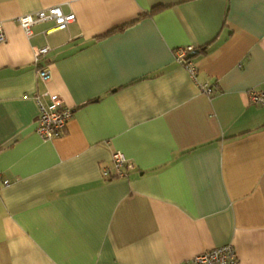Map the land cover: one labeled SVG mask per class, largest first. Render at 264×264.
Here are the masks:
<instances>
[{
	"label": "crops",
	"instance_id": "1",
	"mask_svg": "<svg viewBox=\"0 0 264 264\" xmlns=\"http://www.w3.org/2000/svg\"><path fill=\"white\" fill-rule=\"evenodd\" d=\"M54 6L74 21L23 32ZM0 28V264H185L228 244L264 264V104L248 98L264 0H0ZM188 46L194 78L174 58ZM45 93L72 109L50 141ZM115 152L134 168L116 174Z\"/></svg>",
	"mask_w": 264,
	"mask_h": 264
},
{
	"label": "built area",
	"instance_id": "2",
	"mask_svg": "<svg viewBox=\"0 0 264 264\" xmlns=\"http://www.w3.org/2000/svg\"><path fill=\"white\" fill-rule=\"evenodd\" d=\"M75 16L72 13L64 14L59 6L49 7L36 13L26 14L17 18V22L26 35H30V28L39 22L52 20L57 29H65L72 23ZM4 40V35L0 28V42ZM195 50L188 46L176 49L174 52L175 61L181 65L192 78L195 76V67L187 59V55ZM48 47L37 49L34 54V65L38 78L42 82H47L49 73L45 64V55ZM44 59V60H43ZM199 90L206 95H211L212 89L207 85H199ZM48 98V103L43 102L42 97ZM249 102L255 105L264 104V92L251 89L248 92ZM34 100L38 108V115L35 121V133L43 141H50L59 137L64 131L67 122L72 117V109L63 105L62 100L56 94L45 93L35 95ZM111 163L116 174H121L123 169L132 170L134 166L127 161L120 152L111 155ZM104 174H107L104 171ZM0 183L2 187L9 186L10 182L2 179L0 173ZM185 264H238L235 251L231 244L213 248L202 254L195 256Z\"/></svg>",
	"mask_w": 264,
	"mask_h": 264
},
{
	"label": "trees",
	"instance_id": "3",
	"mask_svg": "<svg viewBox=\"0 0 264 264\" xmlns=\"http://www.w3.org/2000/svg\"><path fill=\"white\" fill-rule=\"evenodd\" d=\"M153 11H157V9H156V8H154V9H153ZM153 11H151V12H150V14H151Z\"/></svg>",
	"mask_w": 264,
	"mask_h": 264
},
{
	"label": "water",
	"instance_id": "4",
	"mask_svg": "<svg viewBox=\"0 0 264 264\" xmlns=\"http://www.w3.org/2000/svg\"><path fill=\"white\" fill-rule=\"evenodd\" d=\"M192 55H193V53H192V54H190V55H189V57H191Z\"/></svg>",
	"mask_w": 264,
	"mask_h": 264
}]
</instances>
